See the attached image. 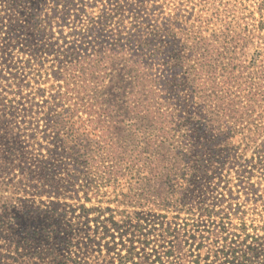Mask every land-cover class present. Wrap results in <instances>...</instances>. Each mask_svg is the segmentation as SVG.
<instances>
[{
    "label": "trees",
    "instance_id": "1",
    "mask_svg": "<svg viewBox=\"0 0 264 264\" xmlns=\"http://www.w3.org/2000/svg\"><path fill=\"white\" fill-rule=\"evenodd\" d=\"M0 227L1 264H264V0H0Z\"/></svg>",
    "mask_w": 264,
    "mask_h": 264
},
{
    "label": "rangeland",
    "instance_id": "2",
    "mask_svg": "<svg viewBox=\"0 0 264 264\" xmlns=\"http://www.w3.org/2000/svg\"><path fill=\"white\" fill-rule=\"evenodd\" d=\"M211 2V0H209ZM210 6L212 8L215 7L214 4H209V8ZM207 8V7H206ZM207 34V33H206ZM116 65H118L117 67H120V64L119 63H116ZM113 77V81L114 82L116 80V77L113 75L111 76V78ZM123 79L126 80L128 83L131 81H133V79L131 78V76H129L128 74L124 73L123 74ZM133 83V82H132ZM111 87L112 85L110 84V82H107L106 81V84H104V86H102V97L101 99L102 100H105V105H109L111 106L113 104V100H114V97L111 93ZM125 102V99L121 100L120 101V104H121V107L120 105H116V108L115 111H111V114H115V116L119 113L120 116L116 119V120H121L117 123V128L115 129L118 133H124L125 131L128 132L129 130L131 131H134L136 128H138L139 124H141L143 121H139V120H142L140 118H133L132 116H130L131 114V111H129V107H128V104H131V101H128V103L124 106ZM129 116V117H128ZM114 119V117H113ZM132 120L133 123L135 124L133 127H129L128 126V122ZM115 130L113 132H115ZM89 138L91 137V135H88ZM133 138L137 139V136H132ZM82 139H86V137L83 135L82 136ZM131 145L134 146V144L136 143H130ZM134 186V181H131V184L130 186ZM127 186H129L128 183H126V180H121L120 182H116L114 183V192L112 191V187L111 188H108V187H102L101 191L102 193H99L98 195V198L101 200V201H98L94 198H91L90 201H87L85 202V205L86 206H97L99 209H103L105 207H108L110 208L111 210H113V215L115 216L114 219H118L120 218V215H117L116 214V210H130V214L132 212V209L133 207L130 206V205H126V202L122 200V196L119 195V192H123V193H126L127 191ZM68 194V192L66 193ZM83 194V190L79 192V195H82ZM101 194V195H100ZM87 195L90 196L91 195V192L90 191H87ZM81 202H84V198H80ZM62 202H67V203H72V202H75L74 200H70L69 198H64L62 199ZM98 202V203H96ZM123 202V203H122ZM104 216H108V213L107 212H103ZM5 217V215H4ZM39 222V220L37 221V223ZM133 222V219H125V221L121 222V228L122 229H125V228H128V226ZM105 224H107L108 226L110 225L109 222H105ZM39 227V225H38ZM14 232V230H7L6 227H0V251H2L3 253H7V252H10L12 253V256H13V246H14V241L12 239L13 235L12 233ZM117 234L118 232L115 233V241L118 242L119 238H117ZM38 238L37 240V243L41 244V245H44L45 246V242H46V238H42L40 236H36ZM11 240L13 241L11 243ZM41 245H36L38 247H40ZM19 247H22V245H19ZM48 251V250H47ZM116 252H113V251H109L108 253L106 254H102L101 256H98L97 259L95 258H92L91 261L93 262V264H114L117 262V257H116V253L119 252V253H124L125 252V249L124 248H121V244H117V248L115 250ZM68 252V249H61L60 252L57 251V249L53 250V251H48V255L42 253L41 254V257L36 259V258H32V261L34 260H38V262H42L44 261V263L46 264H56V262L59 261V258L63 259L64 256L67 254ZM95 253V252H93ZM104 253V252H102ZM53 255H56L57 258L56 259H53ZM17 255H15L16 257ZM93 257V256H91ZM4 259H2L3 261ZM8 262L10 264H30L31 261L28 260L27 256L24 255V256H19L17 258L16 261L13 262V260L10 258V259H7ZM1 264V263H0Z\"/></svg>",
    "mask_w": 264,
    "mask_h": 264
}]
</instances>
